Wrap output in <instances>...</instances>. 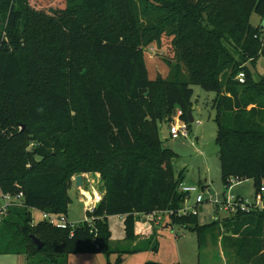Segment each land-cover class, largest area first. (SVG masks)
<instances>
[{
	"label": "trees",
	"instance_id": "trees-1",
	"mask_svg": "<svg viewBox=\"0 0 264 264\" xmlns=\"http://www.w3.org/2000/svg\"><path fill=\"white\" fill-rule=\"evenodd\" d=\"M65 9L70 16L61 20L55 8L39 16L29 0H0V188L24 194L2 218L0 254L68 264L77 252L112 251L109 216L124 217L133 242L137 215L156 210L171 211L172 222L196 232L201 246L219 220L199 226L195 215H179L188 193L180 188L185 176L175 174L176 154L164 144L163 123L180 109L189 123L191 85L215 91L223 180L253 178L261 189L264 75L256 80L243 64L264 55V0H66ZM253 13L262 24L251 23ZM33 17L53 26L59 45L39 53ZM165 33L176 68L188 66L187 80L150 77L146 48ZM241 71L245 82L237 79ZM91 171L102 173L106 191L87 211L90 220L73 234L36 222L32 209L68 216L72 176ZM221 225L262 241L264 209H237Z\"/></svg>",
	"mask_w": 264,
	"mask_h": 264
},
{
	"label": "rangeland",
	"instance_id": "rangeland-1",
	"mask_svg": "<svg viewBox=\"0 0 264 264\" xmlns=\"http://www.w3.org/2000/svg\"><path fill=\"white\" fill-rule=\"evenodd\" d=\"M7 1L13 3L14 0ZM29 1L39 16L51 14L50 10L53 8L62 12V15H58L61 20L70 16L65 9L66 0ZM34 22L40 38L39 53L46 47L60 44L54 36L51 24L38 23L36 19ZM262 22L260 15L252 14L251 23L254 26ZM145 56L151 78H158L159 74L162 75V79L168 80L189 78L188 66L185 62H182L178 68L175 66L177 56L172 46V37L168 33L163 34L160 43L154 42L149 45ZM243 65L250 68L249 72L256 80L264 75V55L260 56L254 65L249 61ZM191 87L193 105L189 111L192 112L194 121L189 120V136L174 139L166 138L162 134V138L165 146L176 154L173 160L176 176L183 174L185 182L198 186L199 192L203 194L204 201L197 205V224L205 226L219 220L218 225L208 233L200 246L196 232L172 222L171 211L156 210L151 214L137 215L136 238L133 242H129L126 239L124 217L111 215L108 223L112 233L110 238L112 251L77 252L69 256L68 264H145L147 261L166 264H232L249 259H256L264 264V238L262 241L243 238L226 231L224 227L221 228L222 220L229 215L228 200L241 198L255 202L258 187L253 178L235 181L230 186L224 182L216 143L218 126L214 100L217 93L208 91L200 85H191ZM166 120L169 122L171 116H166ZM97 173L101 175L100 180L95 177L97 180L93 182L98 183L97 189L105 193L106 181L101 172ZM78 175L80 174H74L71 178L73 185L70 189L72 200L69 205V220L80 225L87 219L82 188L88 189L91 184L87 183L85 188L82 184L77 187L75 177ZM199 192H191L182 202V208L195 206ZM32 213L36 222L42 221V213L39 209H32ZM133 248L141 249L132 250ZM0 264H28V258L24 254H0Z\"/></svg>",
	"mask_w": 264,
	"mask_h": 264
},
{
	"label": "built area",
	"instance_id": "built-area-1",
	"mask_svg": "<svg viewBox=\"0 0 264 264\" xmlns=\"http://www.w3.org/2000/svg\"><path fill=\"white\" fill-rule=\"evenodd\" d=\"M237 79L240 82H245L246 73L244 71L239 72L237 75ZM183 111L180 109L176 114L173 115V119L168 124L169 134L171 138L177 139L181 136L188 137L189 136V123L185 121L183 116ZM235 181H242L238 177H233L229 180L228 185L232 184ZM180 188L182 191L187 192L188 196L191 192H199V187L195 185H187L185 182L180 184ZM92 194L88 195L84 193L83 202L87 211H93L95 207H97L104 199L105 193L100 192L97 187L93 189ZM23 192H19L18 194L5 193L0 188V223L2 218L6 216L9 212V209L14 206H20L23 204L24 200ZM255 202H251L248 200H244L241 198H230L227 202L228 211L230 213L235 212L237 209L242 211H251L253 209H264V183L261 186V189L258 191ZM204 201L203 194L198 193L196 197L195 206H187L186 208H182L179 210V215H188L192 214L197 216L198 210L197 205ZM42 220L49 222L50 224L60 228V229H71V233L73 234L74 228L76 226L75 223L69 220V217L65 214H54L50 212L41 211ZM87 220H90L87 217Z\"/></svg>",
	"mask_w": 264,
	"mask_h": 264
},
{
	"label": "water",
	"instance_id": "water-1",
	"mask_svg": "<svg viewBox=\"0 0 264 264\" xmlns=\"http://www.w3.org/2000/svg\"><path fill=\"white\" fill-rule=\"evenodd\" d=\"M262 28H264V25L262 26ZM159 78H162L161 74L159 75ZM188 115H189L190 121L193 122L194 121V117L192 115V112L189 111ZM163 136L166 137V138H168L170 136L168 123H166V122L163 123ZM83 181H84L83 175L80 174V175L75 177V184H76L77 187H78L79 184H82V186H83L84 185ZM33 241L35 242V244L37 245L38 248H42L44 246V243L41 240H39L37 237H33Z\"/></svg>",
	"mask_w": 264,
	"mask_h": 264
},
{
	"label": "crops",
	"instance_id": "crops-1",
	"mask_svg": "<svg viewBox=\"0 0 264 264\" xmlns=\"http://www.w3.org/2000/svg\"><path fill=\"white\" fill-rule=\"evenodd\" d=\"M83 177H84V185H83V187L85 188L86 187V184L87 183H90L91 184V187L90 188H88V189H83L82 188V190L84 191V193H87L88 195H90V194H92V192L94 191L93 189L94 188H96V185L98 184V183H95V182H93V181H95V180H100V177H101V175L100 174H98L97 172H93V171H91V172H87V173H84L83 174ZM95 177L97 178V179H95ZM184 182H185V180H184ZM186 183V182H185ZM187 184V183H186ZM187 185H189V184H187ZM83 200V199H82ZM86 213H87V210H86ZM68 217H69V213H68ZM139 231V230H138Z\"/></svg>",
	"mask_w": 264,
	"mask_h": 264
}]
</instances>
